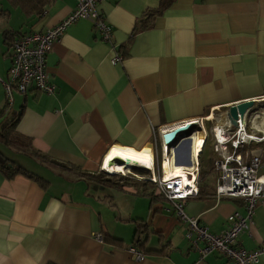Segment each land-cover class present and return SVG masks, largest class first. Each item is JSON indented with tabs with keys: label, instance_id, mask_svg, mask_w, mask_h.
<instances>
[{
	"label": "crops",
	"instance_id": "obj_1",
	"mask_svg": "<svg viewBox=\"0 0 264 264\" xmlns=\"http://www.w3.org/2000/svg\"><path fill=\"white\" fill-rule=\"evenodd\" d=\"M159 2L100 4L97 10L111 38L104 40L89 21L79 19L46 55L54 91H12L8 105L4 85L12 50L3 33L43 32L64 20L76 2L51 0L36 19L0 0V10L9 11L0 17V113L5 106L10 110L0 114V122L20 113L15 131L31 141L35 152L96 177L111 150L151 163L165 132L210 114L212 120L203 124L207 134L226 120L228 107L248 100L264 105V0H173L148 17ZM147 21V28L135 31ZM117 54L122 59L113 64ZM5 150L0 146L5 159L28 170ZM257 150L264 176V146ZM29 159L39 172L28 171L42 182L7 178L0 168V264H227L217 252L201 258L185 239L186 227L177 215L162 200L151 201L146 191L136 194L137 188L90 177L73 181ZM43 170L52 173L50 180L41 177ZM208 179L210 189L185 203L184 213L218 234L231 214L243 215L244 209L240 199L216 201L215 175ZM124 199L130 207L120 209ZM107 209L113 211L111 222L104 221ZM139 225L135 247L142 259L128 251ZM237 245L247 251L264 248V200ZM258 264H264V253Z\"/></svg>",
	"mask_w": 264,
	"mask_h": 264
},
{
	"label": "built area",
	"instance_id": "obj_2",
	"mask_svg": "<svg viewBox=\"0 0 264 264\" xmlns=\"http://www.w3.org/2000/svg\"><path fill=\"white\" fill-rule=\"evenodd\" d=\"M106 0H75L74 10L57 25L43 32H30L18 36L11 44L12 59L8 70V80L5 86L6 102L11 103V92L24 94L28 88L51 94L54 86L49 81L45 58L51 51L54 43L58 42L65 30L79 19L91 23L104 40L111 38V30L99 15L97 7ZM122 57L117 56L112 60L113 64L120 62ZM264 102V100H262ZM257 114H245L243 118L237 117L236 125L232 126L227 120L221 125L212 127L205 134L203 124L211 121L209 114L205 118L190 122L197 123L202 138L203 150L206 140L212 139V152L215 156L212 164L216 173L214 199L219 201L224 198L240 199L244 214L234 212L227 218V228L218 234L208 232L207 228L197 218L189 217L184 213L185 201L195 198L199 187L200 165L198 155H189V165L185 153L186 144L180 140L174 147H167L163 142L160 146V154H151L150 177L146 181L156 186L160 194L171 203L173 212L179 220L186 225L185 239L191 247L204 257L211 252H217L226 258L227 264H258L259 257L264 253V248L247 251L237 245V239L241 232L252 223L257 204L264 200V176L259 174L261 168V154L259 150L248 152L246 147L250 144L264 143V129L252 131L250 123ZM249 120H251L249 122ZM189 124V123H187ZM185 125V124H184ZM197 131L189 137L191 144L194 142ZM192 146V145H191ZM183 156L179 157L178 153ZM169 157L170 169L177 174L164 177L163 162ZM175 164L177 167H172ZM156 167V170L154 168ZM102 167L101 169H103ZM121 176H131L137 180H143L138 174L128 171L120 172ZM143 180V181H144ZM95 239L102 241V235H95ZM136 259H142L144 255L134 246L128 249Z\"/></svg>",
	"mask_w": 264,
	"mask_h": 264
},
{
	"label": "trees",
	"instance_id": "obj_3",
	"mask_svg": "<svg viewBox=\"0 0 264 264\" xmlns=\"http://www.w3.org/2000/svg\"><path fill=\"white\" fill-rule=\"evenodd\" d=\"M8 2L9 6L13 9H17L19 12H21L25 17L28 18H40L42 15L45 14L47 7L49 6L51 0H5ZM173 0H160L159 7L157 10L153 11L148 15V17H152L155 15H159L162 11L168 9L171 5ZM9 15V11L0 10V17L4 16L7 17ZM149 26L148 21L142 22L136 25L135 31H141L144 30ZM25 33H21L20 31L13 32V31H5L3 33V40L5 44H8L11 48V44L15 39ZM120 55V54H118ZM121 56V55H120ZM122 57V56H121ZM8 108L6 106L1 110V115L5 112H9ZM10 115V114H9ZM21 114H11L9 118L6 120V124L3 122H0V146L7 148V150L15 153L16 155H23L28 158H32L37 161L40 165H43L47 168L55 169L57 172L62 173L64 176H68L73 181H80L85 177H90L91 179H97V181H101L104 184H108L109 186L119 185L122 189L124 186L127 188H131L132 190L137 188L138 192L136 194L142 193V195L146 194L148 195L149 199L151 201L153 200H166L158 191L156 186L152 184L149 181H146V176H140L143 180H137L131 176H121L119 174L114 175L116 180H112V177H109L105 173L99 171V174L96 177H92L84 172H81L80 170L62 163L58 162L56 160L50 159L49 157L45 155H40L39 153L35 152L32 148L31 141L28 138H24L20 135H18L15 131L16 125L19 121ZM195 130V128H192V131ZM262 146H264V143H261ZM246 150L250 152L257 151V145L250 144L246 147ZM215 156L212 152V148H209L205 146L201 153L198 156L199 159V165H200V173H199V187H198V193L195 196V198H200L205 192V189H210V183H207L209 181L210 175H215L214 183L216 181V173L213 171L212 164ZM0 168L5 172V175L7 178H12L16 175L24 176L25 178L35 180V181H41V178L36 176L34 173L29 172L28 170L24 169L20 165L15 164L14 162L9 161L8 159H5V157L0 153ZM137 174V173H135ZM140 175V174H138ZM212 177V176H211ZM207 181V182H206ZM42 182V181H41ZM39 184L42 186V184L39 182ZM125 187V188H126ZM123 188V189H125ZM213 197H214V190L215 185L213 187ZM142 189V191L140 190ZM192 198V199H195ZM191 200V199H189ZM185 201L186 203L189 201ZM167 201V200H166ZM169 202V201H168ZM170 203V202H169ZM171 204V203H170ZM172 206V205H171ZM171 211H173L170 208ZM179 219V218H178ZM181 222V221H180ZM182 223V222H181ZM183 224V223H182ZM184 225V224H183ZM227 228V227H226ZM225 228V229H226ZM139 229V230H138ZM142 227L139 225L137 228V236H135V240H133L132 246H136L138 244V241L140 240L139 235L141 232ZM224 229V230H225ZM242 233V232H241ZM138 240V241H137ZM137 241V242H136ZM238 241V239H237ZM236 241V242H237ZM141 242V241H140ZM136 248V247H135ZM139 251V250H138ZM141 252V251H140ZM142 253V252H141Z\"/></svg>",
	"mask_w": 264,
	"mask_h": 264
},
{
	"label": "water",
	"instance_id": "obj_4",
	"mask_svg": "<svg viewBox=\"0 0 264 264\" xmlns=\"http://www.w3.org/2000/svg\"><path fill=\"white\" fill-rule=\"evenodd\" d=\"M255 106H256L255 102L252 100L243 101V102H240L238 104L232 105V106L227 108V112H226L227 120L230 122V124L232 126H234V125H236V120H237L238 116L240 118H243L245 114H250V113L254 112L253 110H254ZM192 128H195V130L199 129L197 123H195V122L189 123V124H185V125L176 127L172 130H169V131L165 132L164 134H162V137H161L163 144H165L167 147H174L182 139L184 140L182 142L187 143V146L185 149V153L187 155V161L185 163H187V165H189V155H190V151H191V149H190L191 140L189 139V137L195 131V130L192 131ZM111 165L123 166L125 171L129 170L128 172L133 171V173H136V172L137 173L138 172L147 173V172H149V168L145 169L142 167L129 165V160L123 159L120 156H114L107 162L108 167ZM100 171L105 173L108 176L119 174V173L111 174L106 170V168H103Z\"/></svg>",
	"mask_w": 264,
	"mask_h": 264
},
{
	"label": "rangeland",
	"instance_id": "obj_5",
	"mask_svg": "<svg viewBox=\"0 0 264 264\" xmlns=\"http://www.w3.org/2000/svg\"><path fill=\"white\" fill-rule=\"evenodd\" d=\"M15 23H18L16 20L14 21ZM261 104H264V103H261ZM261 110V112L259 111V110ZM254 112H252V113H254V114H257V117L255 118V117H253V120H252V123H250L249 125H250V127L252 128V131L249 129V131H247L248 133H251V134H255V135H257V133H256V129H258V130H261V129H264V105H257V106H255L254 107V110H253ZM251 120H249V122H250ZM222 124V122H218V124L217 125H221ZM210 139V138H209ZM213 143V141H212V139H210V140H208V144H207V147H209V148H212V146H211V144ZM5 152H10V151H6L5 150ZM10 154H12V153H10ZM12 156H16L15 157V160L17 161V162H20L22 165H24L25 167H27L28 168V170H30V171H35V173H37L38 174V166L33 162V161H31V159H29L28 157H26V156H23V155H19V154H17V155H15V154H12ZM178 156L179 157H181V156H183V154L180 152V153H178ZM37 166H35V165ZM154 170H156V167L154 168ZM129 171V170H128ZM123 172H125V170L123 171ZM42 173L44 174V175H41V177H43V179H45V178H47V180H50V178H51V176H52V173H50V172H44V170L42 171ZM129 173H133V171L132 172H129ZM137 173V172H136ZM116 174V173H115ZM137 174H140L139 176H148V177H150V173H145V172H138ZM109 177H112V180H116L117 178H115V176L114 175H112V176H109ZM142 179V178H141ZM126 186H124L123 188H125ZM127 188V187H126ZM128 202V201H127ZM126 201H125V199L123 200V201H121V202H119V208L121 209V208H124V207H130V205L127 203ZM161 203H162V205H164L163 207H165L166 209H172V206H171V204L168 202V201H166V200H162L161 201ZM143 204V203H142ZM144 211H146V210H144ZM106 213H105V215H104V221L106 222V221H108V222H111V218H113V211H112V209H107L106 211H105ZM111 227H112V229L113 228H115L116 226L115 225H113V224H111ZM185 227H186V225H185Z\"/></svg>",
	"mask_w": 264,
	"mask_h": 264
},
{
	"label": "bare ground",
	"instance_id": "obj_6",
	"mask_svg": "<svg viewBox=\"0 0 264 264\" xmlns=\"http://www.w3.org/2000/svg\"><path fill=\"white\" fill-rule=\"evenodd\" d=\"M202 145H203L202 138H196L195 137L193 144H190V149L192 148V153L195 155L200 154L202 151L201 148L203 147ZM114 156H120L123 159L129 160V165H132V166H138V167H142L145 169L151 168V163H146V162H143L140 160H136L133 156H131L127 153H123V152L116 151V150H111L108 153V155L106 156L105 161H104V168H106V170L111 174H115V173L117 174V173L123 172L125 170L123 168V166H120V165H111L109 167L107 166V162ZM170 165H171V163H170L169 158L168 157L165 158L164 162H163V170H164V177L165 178H169L170 176L177 174V172L170 169ZM172 167L175 168L177 166H175V164H172Z\"/></svg>",
	"mask_w": 264,
	"mask_h": 264
}]
</instances>
